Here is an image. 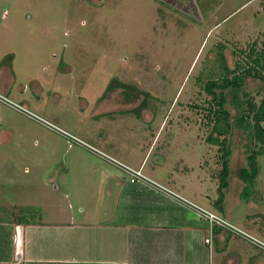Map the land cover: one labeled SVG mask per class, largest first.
<instances>
[{
  "label": "rangeland",
  "instance_id": "374dc122",
  "mask_svg": "<svg viewBox=\"0 0 264 264\" xmlns=\"http://www.w3.org/2000/svg\"><path fill=\"white\" fill-rule=\"evenodd\" d=\"M253 47H264V0H0V68L26 87L7 97L35 116L0 101V204L61 222L123 221L125 195L151 187L132 183L127 165L264 242V153L244 197L245 144L259 145L235 126L225 136V211L214 206L224 149L209 140L217 104L205 89L224 65H252ZM262 76L224 91L232 125L235 95L260 103ZM160 191L188 218L202 217ZM221 228L232 234L229 248L206 238L207 263L264 264L262 246Z\"/></svg>",
  "mask_w": 264,
  "mask_h": 264
},
{
  "label": "crops",
  "instance_id": "0c3cea01",
  "mask_svg": "<svg viewBox=\"0 0 264 264\" xmlns=\"http://www.w3.org/2000/svg\"><path fill=\"white\" fill-rule=\"evenodd\" d=\"M16 83L10 66L0 68V92L23 97L26 87L22 91ZM124 199L122 215L128 219L114 222L108 218L61 222L48 215L21 222L14 214L18 205L7 209L0 204L4 224L0 264H210L212 243L229 248L232 234L219 226L211 228L203 216L188 218L183 204L160 191L138 186Z\"/></svg>",
  "mask_w": 264,
  "mask_h": 264
},
{
  "label": "trees",
  "instance_id": "16d2710c",
  "mask_svg": "<svg viewBox=\"0 0 264 264\" xmlns=\"http://www.w3.org/2000/svg\"><path fill=\"white\" fill-rule=\"evenodd\" d=\"M219 54L224 61L223 55V47L219 46ZM248 57L250 58V63L252 65L247 64L243 66L240 63H237L233 69H230L229 66L224 65L223 75L218 78H210L205 85L206 91L213 96V100L217 107L210 108V113L214 117V124L212 131L217 134L214 136L210 135L209 140L212 143H218L223 147V167L220 172V184L218 187L219 197L214 202V206L221 211H225L224 209V199L226 196L225 189L229 185V175H230V155L231 149L226 144V134L230 131L232 127H236L240 130H243L249 140H255V144L259 145V148H253L252 142H247L245 144L246 153H247V165L243 166L240 170V177L245 182V190L242 192L244 197L249 198L250 192L248 190L253 189L256 184V177L260 172V164L258 157L260 154L264 153V97L262 98L260 103H257L253 99H248L246 101V105L244 101H242L238 95H235V107L238 109L239 116L235 118V124L232 125L230 112L225 109V105L227 103V97L225 94V90L234 89L236 92L242 88L245 76L247 75H255L263 78L262 73H264V47L257 51L255 47L251 48L248 53ZM111 85H109V88ZM216 90H220L219 93ZM213 119V118H212ZM224 136L222 140L219 138ZM253 192V191H252ZM21 206L16 207V211L14 212L17 221L27 222V221H36L38 217V212L33 211L31 208L26 212H23V209L19 208ZM29 208V207H28ZM31 211V212H29ZM37 212V213H35ZM3 221V220H0ZM4 224L0 222V259H3V238L1 234H3Z\"/></svg>",
  "mask_w": 264,
  "mask_h": 264
},
{
  "label": "built area",
  "instance_id": "2783aa9c",
  "mask_svg": "<svg viewBox=\"0 0 264 264\" xmlns=\"http://www.w3.org/2000/svg\"><path fill=\"white\" fill-rule=\"evenodd\" d=\"M0 101H4V102L10 104L11 106L17 108L18 110H20L24 113H27L31 116H34L32 113H30V111L28 109H26L24 106L14 102L12 99L7 97V95L3 94L2 92H0ZM44 123L49 124L46 121ZM50 127L54 128V129H58L57 126L52 125V124H50ZM124 168H125L126 172H128L129 175L131 176V182L132 183H137V182L142 181L143 183H146V184L149 183L151 188H153L152 186H153V184H155L154 186H158V188H157L158 190L157 189H155V190H157V191L164 190V191L170 192V194L176 195L178 197V199H180L179 201H182L184 199V201H186L188 204L194 206L204 218L209 220V222L211 224V228H214V226H216V225L221 226V227H225V228L230 229V230H232V231H234L240 235H243L249 239L254 240V242L258 243L260 246H262L264 248V242L263 241L255 238V237L251 236L250 234H248L247 232L241 230L236 225L232 224L229 220L223 218L222 216L218 215L217 213H215V212H213V211H211V210H209V209H207V208H205L199 204H196L190 200H187V199L183 198L182 196H180L179 194L178 195L174 194L173 191L169 190L168 188H166L162 184L154 182V180L147 178L143 174L142 170L135 169V168L127 166V165H125ZM209 240L210 239L207 238V241H209Z\"/></svg>",
  "mask_w": 264,
  "mask_h": 264
}]
</instances>
